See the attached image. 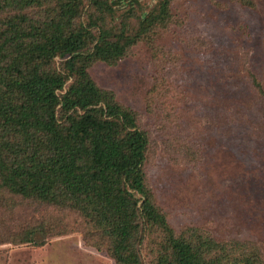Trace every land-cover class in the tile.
I'll use <instances>...</instances> for the list:
<instances>
[{
	"label": "rangeland",
	"instance_id": "obj_1",
	"mask_svg": "<svg viewBox=\"0 0 264 264\" xmlns=\"http://www.w3.org/2000/svg\"><path fill=\"white\" fill-rule=\"evenodd\" d=\"M82 1L86 26L97 12ZM159 2L108 0L105 30L138 34ZM246 2L171 0L170 18L149 25L115 65L96 62L88 73L136 114L147 184L174 231L250 242L264 261V0ZM62 61L54 58L58 71ZM81 224L0 189V264H114Z\"/></svg>",
	"mask_w": 264,
	"mask_h": 264
},
{
	"label": "trees",
	"instance_id": "obj_2",
	"mask_svg": "<svg viewBox=\"0 0 264 264\" xmlns=\"http://www.w3.org/2000/svg\"><path fill=\"white\" fill-rule=\"evenodd\" d=\"M107 1L93 0L97 15L84 26L82 0H0V15L10 11L0 21V189L76 213L85 240L114 264H264L253 243L218 242L193 227L176 233L156 206L147 135L88 69L126 56L149 25L171 17V0L135 35L105 30Z\"/></svg>",
	"mask_w": 264,
	"mask_h": 264
}]
</instances>
